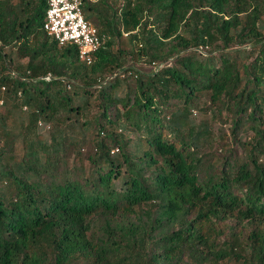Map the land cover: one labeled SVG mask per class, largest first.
I'll use <instances>...</instances> for the list:
<instances>
[{"label":"trees","instance_id":"16d2710c","mask_svg":"<svg viewBox=\"0 0 264 264\" xmlns=\"http://www.w3.org/2000/svg\"><path fill=\"white\" fill-rule=\"evenodd\" d=\"M47 7L0 0V264H264V0H84L91 64Z\"/></svg>","mask_w":264,"mask_h":264},{"label":"built area","instance_id":"2783aa9c","mask_svg":"<svg viewBox=\"0 0 264 264\" xmlns=\"http://www.w3.org/2000/svg\"><path fill=\"white\" fill-rule=\"evenodd\" d=\"M83 5L84 0H48L44 28L61 45L77 46L80 60L91 64L108 36L86 19Z\"/></svg>","mask_w":264,"mask_h":264},{"label":"rangeland","instance_id":"374dc122","mask_svg":"<svg viewBox=\"0 0 264 264\" xmlns=\"http://www.w3.org/2000/svg\"><path fill=\"white\" fill-rule=\"evenodd\" d=\"M195 113H196V111H195ZM196 114H197V113H196ZM196 114H195V115H196ZM197 115L199 116V114H197ZM225 127H226V125H222V126H220L219 128H222V129L224 128V129H225Z\"/></svg>","mask_w":264,"mask_h":264}]
</instances>
